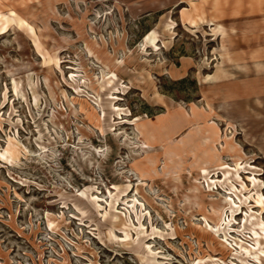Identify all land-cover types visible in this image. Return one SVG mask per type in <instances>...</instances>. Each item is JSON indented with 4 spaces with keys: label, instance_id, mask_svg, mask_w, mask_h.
<instances>
[{
    "label": "rangeland",
    "instance_id": "1",
    "mask_svg": "<svg viewBox=\"0 0 264 264\" xmlns=\"http://www.w3.org/2000/svg\"><path fill=\"white\" fill-rule=\"evenodd\" d=\"M0 264H264V0H0Z\"/></svg>",
    "mask_w": 264,
    "mask_h": 264
}]
</instances>
